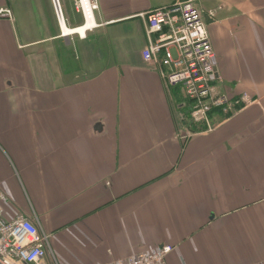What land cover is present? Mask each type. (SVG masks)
Instances as JSON below:
<instances>
[{
	"label": "crops",
	"instance_id": "1",
	"mask_svg": "<svg viewBox=\"0 0 264 264\" xmlns=\"http://www.w3.org/2000/svg\"><path fill=\"white\" fill-rule=\"evenodd\" d=\"M173 1L97 0L98 25L79 37L59 35L51 0H0L4 216H36L57 264L164 243L167 264H264V0L194 2L217 90L255 100L214 110L211 130L183 120L182 88L141 57L136 14Z\"/></svg>",
	"mask_w": 264,
	"mask_h": 264
},
{
	"label": "built area",
	"instance_id": "2",
	"mask_svg": "<svg viewBox=\"0 0 264 264\" xmlns=\"http://www.w3.org/2000/svg\"><path fill=\"white\" fill-rule=\"evenodd\" d=\"M195 0H174L162 7L140 12L141 30L145 45L141 57L153 65L167 86L182 88L187 99V117L191 124L202 123L204 130L215 126L210 113L220 111L226 116L237 114L254 103L248 93L231 95L218 91L215 81V54L209 39L206 22L194 5ZM60 36L77 34L85 36V31L98 24L95 11L97 0H73L75 8L82 15V25L88 18L92 24L83 33L64 34L67 25L59 0H51ZM10 17V10L0 7V15ZM209 18L214 13L208 11ZM7 196L0 187V264H48L45 262L50 252L51 263L57 264L49 247V234L45 232L36 216L19 213L12 218L4 216ZM174 247L160 244L153 249L140 251L126 258H119L111 264H167L166 258Z\"/></svg>",
	"mask_w": 264,
	"mask_h": 264
},
{
	"label": "bare ground",
	"instance_id": "3",
	"mask_svg": "<svg viewBox=\"0 0 264 264\" xmlns=\"http://www.w3.org/2000/svg\"><path fill=\"white\" fill-rule=\"evenodd\" d=\"M90 24H92V20H90L88 18L87 23L84 26L82 25V26H78L76 28H70V27H67L64 25L62 28L63 29L62 31L64 32V34H68L69 32H71V33L78 32L80 34H84L83 33L84 29L88 28L90 26Z\"/></svg>",
	"mask_w": 264,
	"mask_h": 264
},
{
	"label": "trees",
	"instance_id": "4",
	"mask_svg": "<svg viewBox=\"0 0 264 264\" xmlns=\"http://www.w3.org/2000/svg\"><path fill=\"white\" fill-rule=\"evenodd\" d=\"M186 120V119H188V117H187V114L186 113H184V116H183V120ZM203 128H205V126L203 125Z\"/></svg>",
	"mask_w": 264,
	"mask_h": 264
},
{
	"label": "rangeland",
	"instance_id": "5",
	"mask_svg": "<svg viewBox=\"0 0 264 264\" xmlns=\"http://www.w3.org/2000/svg\"><path fill=\"white\" fill-rule=\"evenodd\" d=\"M60 4H61V7H62V2L60 1ZM62 11L64 12V9H63V7H62ZM47 233V232H46Z\"/></svg>",
	"mask_w": 264,
	"mask_h": 264
}]
</instances>
